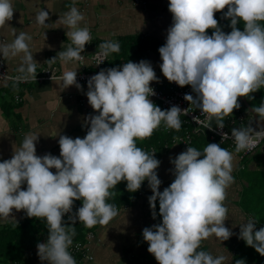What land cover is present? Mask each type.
I'll use <instances>...</instances> for the list:
<instances>
[{"label":"clouds","instance_id":"clouds-1","mask_svg":"<svg viewBox=\"0 0 264 264\" xmlns=\"http://www.w3.org/2000/svg\"><path fill=\"white\" fill-rule=\"evenodd\" d=\"M225 8L222 18L230 19L228 33L214 18L215 12ZM14 11L13 0H0V37H4L0 39V54L5 59L22 53L17 70L20 75L15 81L36 80L38 63L29 47L31 36L27 32L17 34L16 28L6 23ZM168 11L172 24L166 42L158 49L161 72L169 82L191 86L195 95L185 94L184 99L206 115V121L194 116L196 123L212 130L211 120L215 118L222 130L224 118L241 106L238 97L254 99L250 94L264 87V25L258 23L264 21V0H169ZM47 20L48 11L36 13L38 25L49 27ZM84 20L73 6L52 23L55 28L68 29L71 44L48 61L83 59L81 53L92 40L89 27H81ZM241 22L242 31L237 27ZM208 29L213 30L211 35ZM8 34L14 36L10 43L5 42ZM98 47L100 51L95 54L100 60L120 51V44L113 41ZM60 80L64 89L74 85L82 90L77 71H65ZM153 81L159 79L147 60L101 69L87 81L85 94L98 114L85 117L84 138L60 135L59 157L51 153L38 156V136L27 133L12 158L0 162V218H8L13 209L24 210L29 218H45L47 241L36 245L41 261L76 264L68 250L76 230L63 220L66 213H72L74 201H82V206L68 217L71 225L77 220L87 228L108 225L118 215L116 206L106 202L115 195L110 189L126 181V190L135 192L145 180L153 193L148 197L152 217L157 216L158 200L162 221L145 227L142 235L158 264H225L228 260L225 255L214 257L197 249L202 240L213 235L221 242L233 235L225 226L229 210L223 203L226 189L234 183L233 154L217 143H208L203 151L189 146L175 158L170 157L174 168L169 171L174 180L159 191L162 181L156 170L161 162L155 158V150L149 153L141 149L136 140L150 137L162 121L168 129L179 131L180 115L186 114V109L174 105L161 110L155 105L149 99L156 95L150 87ZM251 111L264 121V100ZM257 127L259 131L251 123L232 128L237 153L254 148L264 139V127ZM228 137L222 134V139ZM24 184L26 190L21 187ZM255 225L252 219L240 224L239 239L264 256V227L255 230ZM235 264L246 261L238 259Z\"/></svg>","mask_w":264,"mask_h":264},{"label":"crops","instance_id":"crops-1","mask_svg":"<svg viewBox=\"0 0 264 264\" xmlns=\"http://www.w3.org/2000/svg\"><path fill=\"white\" fill-rule=\"evenodd\" d=\"M168 3L169 0H13L15 8L13 18L6 23L16 28L17 34L27 32L31 36L29 47L34 60L38 63L37 74L44 69L54 70L61 76L67 70L77 71V75L93 70V57L100 51L98 46L113 41L120 44V51L111 53L107 57V66L111 68L128 61L138 63L147 60L151 62L159 79V82H151L150 86L161 88L170 84L161 72L162 60L158 52L159 47L166 42L167 29L172 24ZM73 6L84 15L85 20L81 22V27H89L92 37L91 42L85 45L81 53L85 58L83 65L80 60L64 63L57 58L55 61H48L71 44V40L66 36L68 29L55 28L52 23ZM41 9L49 12V20L46 21L49 27L40 26L35 21V15ZM13 39L14 36L8 34L5 42L10 43ZM22 56L21 53L4 59L0 54V60L5 62L11 74H20L17 70L22 64ZM87 90V86H82V90H78L74 85L64 89L61 80H46L26 85L0 81V162L12 158L13 152L20 148L27 133L38 136L36 142L38 156L51 153L59 157L60 135H67L73 139L84 138L87 134V127L84 126L85 117L89 114H98L88 103L85 94ZM153 103L157 105L156 102ZM243 116L246 119L247 116ZM230 117L236 116L231 114L225 119L229 120ZM253 117L252 127L256 123L255 116ZM263 123L264 121L259 119L260 127ZM162 124L163 122L152 133L156 141L158 140L156 145H152L156 151L155 158L161 162L156 170L158 178L162 181L159 191H163L174 180V176L169 171L174 168L170 163V157L175 158L183 152L182 144L174 142V139L166 140L167 133L162 130ZM247 125L244 122L240 127ZM257 128L259 130V127ZM176 136L175 138H178L181 133L178 135L176 132ZM159 141L164 142L159 143ZM257 151L250 155H245L244 151L243 154L232 152L234 160L231 175L234 177V183L226 189V199L223 203L229 210L225 226L233 232V235L222 242L213 235L202 240L200 248L197 249V251L209 252L214 257L227 256L228 260L225 264H235L238 259H244L246 264H264V256L247 246L244 240L239 239V225L249 219L256 222L255 230L264 226V220L259 222L245 208L244 200H241L240 195L244 188L250 186V182L244 179L246 169L249 168V172L264 174V146ZM258 153H261V157L255 159ZM248 159L246 166H243L244 161ZM50 171L55 173L56 170L50 169ZM21 187L26 190L27 185ZM152 194L146 181L144 189L134 202L119 209L118 215L108 225H95L91 230L93 239L87 242V253L92 260L83 256H73L76 264H158L155 257L147 251L148 244L142 235L145 227H151L162 221V217L159 216L158 200L157 216L155 219L152 217L148 201V197ZM29 219L24 210L13 209L8 218H0V230L8 225L23 224ZM44 242L45 239L41 238L37 243ZM36 245L27 252L25 264H48L47 261L39 259Z\"/></svg>","mask_w":264,"mask_h":264},{"label":"built area","instance_id":"built-area-1","mask_svg":"<svg viewBox=\"0 0 264 264\" xmlns=\"http://www.w3.org/2000/svg\"><path fill=\"white\" fill-rule=\"evenodd\" d=\"M83 59L80 60V62L83 65L84 61ZM100 63V64H99ZM93 70H89L86 72H82L77 75V82L81 86H87L88 79L97 74L101 69H107L110 68L107 66V58L104 60H100L96 57V54L93 57ZM20 74H11L6 64L3 60H0V81H5L11 84L15 85H26L33 82H42L46 80H60L61 75L56 73L54 70L51 69H44L39 74L36 75V80L30 79L28 81H15V77ZM152 87L156 95L150 96L149 99L156 102L157 106L161 108V110H167L172 106H178L181 108V110H185V113H182L180 115V119L182 121V124L185 125L186 130L184 131V134L178 139H174V142L180 143L183 146V151L187 149V147L191 146L194 147V137L199 135H208L209 139L213 142H219L221 145H226L227 150L230 151L234 148H236V144L234 141V138L231 137V130L232 128L236 127L239 128L240 125H242L245 122V117L242 114H239L236 117H230L229 120H227L225 124V127L221 130L217 128V125L213 124L214 118L211 120V126L213 127L212 130L206 129L204 127V123H199L195 120H193V117H198L199 121H206V115L201 114L200 109H196L194 105L190 104L188 101L184 99L185 94H192L193 92L191 90L190 85H186L184 87L178 86L175 82H170L169 86L167 87H157V86H150ZM17 100L20 98L17 96ZM163 122V121H162ZM162 130L166 133H170L172 129H168L165 124H162ZM259 131V130H257ZM227 133L228 138L222 139V134ZM264 146V139H261L259 143L255 145L252 149H246L244 150L245 155H250L255 153L259 148ZM155 150L152 148L151 152ZM76 210L73 207L72 213H66L63 217V220L69 221L68 217L75 213ZM70 222V221H69ZM71 223V222H70ZM75 225H83L82 222H79L77 220ZM93 239V233L92 231H87L85 240L86 241H73L72 245L69 247V252L72 256H83L84 258L88 260H92V257H90L87 253V242H90ZM78 246V247H77Z\"/></svg>","mask_w":264,"mask_h":264},{"label":"trees","instance_id":"trees-1","mask_svg":"<svg viewBox=\"0 0 264 264\" xmlns=\"http://www.w3.org/2000/svg\"><path fill=\"white\" fill-rule=\"evenodd\" d=\"M227 9L220 12L214 13V18L218 20L219 25L223 27L225 24L228 28L230 25V19H223V12H226ZM261 25H264V21H259ZM237 27L242 31L243 30V22L237 25ZM231 30V29H230ZM208 35H211L213 30L208 29L206 30ZM254 97V99H249L247 97H244L248 104L251 106H259L262 100H264V87H262L260 90H258L255 93L250 94ZM238 102L240 103V109H234L232 114H235L238 116L240 110H242V114L244 111H246L247 115L250 116V119L247 120V117L245 119V123L247 125L248 122L252 123L254 120L253 114L249 112V109L244 106V103L238 98ZM239 111V112H238ZM234 116V115H233ZM264 119V118H263ZM227 122V119L224 118V123ZM228 123V122H227ZM213 124L216 125V119L214 118ZM249 124V123H248ZM186 130V127L184 124H182V127L179 131H176L178 135L181 136L184 134V131ZM175 130L172 129L170 133H167V141H171L176 136ZM180 137V136H179ZM199 140H198V139ZM165 140V141H166ZM198 140V142H197ZM164 142V141H159ZM158 143V140L156 141V137L153 136V134L145 138L143 140L137 139L136 144L141 149L151 153L152 145H156ZM208 143H217L222 148L227 149L226 145H221L218 141L213 142L209 139L208 135H199V137H194V147L199 150L203 151L205 148L204 146H207ZM145 180L142 183V186L139 190L135 192H129L126 190V181L120 182L116 188L110 189V191L115 192V195L110 197L106 202L114 204L117 208V210L130 206L134 199L139 195V193L144 189L146 185ZM251 185V183H250ZM82 206V201L76 200L74 201L73 207L77 211ZM65 221V220H64ZM69 224V226H74L76 230V235L72 237L73 241H83L85 239L87 231H91L93 227L87 228L84 225H71L69 221H65ZM264 222V221H263ZM48 237V226L46 223L45 218H30L27 220V222L23 224L18 225H8L5 226L0 230V264H25L26 255L27 252L30 251L37 242L44 238L45 241H47Z\"/></svg>","mask_w":264,"mask_h":264},{"label":"rangeland","instance_id":"rangeland-1","mask_svg":"<svg viewBox=\"0 0 264 264\" xmlns=\"http://www.w3.org/2000/svg\"><path fill=\"white\" fill-rule=\"evenodd\" d=\"M230 29L231 28H228L225 24L222 27V30L225 31L226 33L230 32L231 31ZM244 106L246 107L245 103H244ZM241 111L242 110H240V112L239 111L238 112L242 114ZM246 113L247 112L244 111L242 115L247 116V118L249 120L250 116H248ZM261 119H263V118H261ZM159 137H162V136H159ZM261 148H263V146ZM261 148H259V149H261ZM259 149H258V151H259ZM243 151H241L239 153L243 154ZM229 152H231V153L233 152V154H235V153L238 154L235 151V148L230 150ZM260 157H261V153H258V156H256L255 159L260 158ZM248 158H250V157H248ZM248 161H249V159L245 160L243 163V166H246V163ZM249 171H250L249 168L246 169V171L244 173V175H245L244 179H247V181H249L251 183V185L249 187L244 188L243 191L240 193L241 200L242 199L244 200L243 205L245 206V208L248 211H250L260 222V221L264 220V174L261 172H254V171L249 172Z\"/></svg>","mask_w":264,"mask_h":264},{"label":"water","instance_id":"water-1","mask_svg":"<svg viewBox=\"0 0 264 264\" xmlns=\"http://www.w3.org/2000/svg\"><path fill=\"white\" fill-rule=\"evenodd\" d=\"M193 95H195V93H193ZM243 103H245L246 104V107L249 109V111L255 116V120H256V123H255V125H254V129L255 130H258V128H257V124H259V118H258V115L257 114H255L254 112H252L251 111V106L248 104V102H247V100L244 98V97H238ZM262 127H264V123L262 124Z\"/></svg>","mask_w":264,"mask_h":264}]
</instances>
